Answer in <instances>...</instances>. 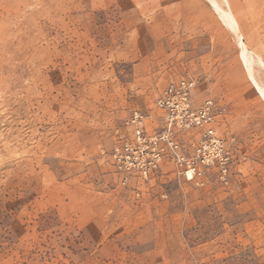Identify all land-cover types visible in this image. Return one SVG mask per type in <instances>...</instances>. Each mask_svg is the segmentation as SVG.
Masks as SVG:
<instances>
[{
    "label": "rangeland",
    "instance_id": "374dc122",
    "mask_svg": "<svg viewBox=\"0 0 264 264\" xmlns=\"http://www.w3.org/2000/svg\"><path fill=\"white\" fill-rule=\"evenodd\" d=\"M35 1L0 7V264H264V99L209 2ZM237 3L264 62V0ZM180 79L193 107L212 100L227 182L164 159L122 185L116 128L137 109L158 131Z\"/></svg>",
    "mask_w": 264,
    "mask_h": 264
},
{
    "label": "built area",
    "instance_id": "2783aa9c",
    "mask_svg": "<svg viewBox=\"0 0 264 264\" xmlns=\"http://www.w3.org/2000/svg\"><path fill=\"white\" fill-rule=\"evenodd\" d=\"M193 85V80L180 79L168 83L159 92L154 101L162 112L158 131H148L145 120L152 117L137 109L132 110L122 125L127 131L116 128L108 159L122 185L131 179L147 180L164 159L176 166L178 175L196 185L212 166L218 167L220 179L227 182L230 143L213 126L211 99H205L197 107L191 105ZM190 132L199 133V138L193 141Z\"/></svg>",
    "mask_w": 264,
    "mask_h": 264
},
{
    "label": "bare ground",
    "instance_id": "6f19581e",
    "mask_svg": "<svg viewBox=\"0 0 264 264\" xmlns=\"http://www.w3.org/2000/svg\"><path fill=\"white\" fill-rule=\"evenodd\" d=\"M8 0H0V7ZM24 3H29V0H21ZM42 0H36L35 4H39ZM168 1V0H167ZM215 13L225 24V26L234 33L237 41L242 45V61L246 67L247 73L251 81L256 86L260 95L264 99V78L260 76L259 72H264V62L259 54H257L250 45L244 42L242 35V28L245 23L239 20L241 7L237 0H207ZM172 2V1H171ZM155 5H163L164 1H155ZM259 18V16H256ZM263 75V74H262Z\"/></svg>",
    "mask_w": 264,
    "mask_h": 264
}]
</instances>
